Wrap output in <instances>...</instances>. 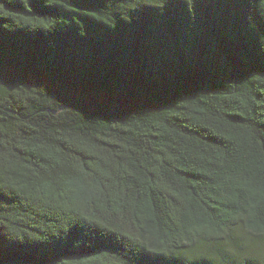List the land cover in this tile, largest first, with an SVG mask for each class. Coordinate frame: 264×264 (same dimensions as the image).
I'll list each match as a JSON object with an SVG mask.
<instances>
[{"label": "trees", "instance_id": "obj_1", "mask_svg": "<svg viewBox=\"0 0 264 264\" xmlns=\"http://www.w3.org/2000/svg\"><path fill=\"white\" fill-rule=\"evenodd\" d=\"M0 264H264V0H0Z\"/></svg>", "mask_w": 264, "mask_h": 264}]
</instances>
